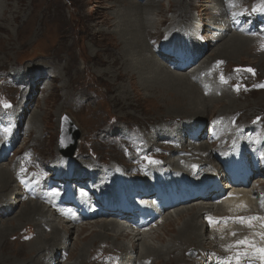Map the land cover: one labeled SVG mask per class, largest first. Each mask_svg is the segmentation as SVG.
I'll list each match as a JSON object with an SVG mask.
<instances>
[{
    "label": "bare ground",
    "instance_id": "bare-ground-1",
    "mask_svg": "<svg viewBox=\"0 0 264 264\" xmlns=\"http://www.w3.org/2000/svg\"><path fill=\"white\" fill-rule=\"evenodd\" d=\"M23 1L0 0V48H3L2 42L4 36L1 32L8 33L11 31L10 24L16 21L20 17L21 11H23L21 8ZM56 3L59 4V2ZM242 3L239 0H168V4L166 5L165 0H146L144 3L138 0L130 9H121L114 23L112 21L106 22L111 29L107 33H104V36L112 37L109 45L112 49H109V51L105 50L106 52L100 55V49L97 48L98 50H96L94 47L91 48L90 53L87 52L88 57H84L85 68L88 70L91 67L89 60L100 57L96 63L105 65L106 67L103 70L99 69L96 72L94 71L93 74L98 72L97 74H107L112 77L110 82L115 87V90H118L116 95L118 96V101L115 103L116 105L139 107V101L142 96H144L145 101L152 99L159 102V104H164L167 112L165 116L168 119L165 120L162 116L160 117L159 111L156 113L158 114L156 117L148 121L147 124L146 122L143 124L141 128L144 130L139 129L136 133L139 136H145V130L151 129V137L147 139L148 149L153 150L155 147H159L163 150H169L171 154L165 158V164L174 171L184 170L186 173H190L191 169L186 168L190 160L198 161L204 165L215 162L212 154L210 156L202 155L199 160H197V157L204 152L210 151L209 144L215 145L216 140L226 141L230 133L228 130H225L224 133L219 135L221 127L216 123L215 136L209 142H207L202 133L195 140L188 139V144L185 145V140L183 139L185 137L184 134H189L193 131L191 124L199 125L201 120L209 114L213 118L217 115L226 118L233 112L242 109H236L234 105L236 104V99L233 98L230 92L216 83L214 80L216 75L213 72L211 73L210 64L215 62L224 69L227 60L231 62L232 60L238 61V59H243V56L249 57L253 50H258L260 56L257 55L254 59H249L250 65H260L264 62V28H261L264 22H260L264 20V11H259L257 15L253 16L258 27V33L253 34L252 37L247 33H236L233 31V20L235 19L232 17V11L240 9ZM260 3L264 4V0ZM40 13L41 11H39ZM154 15L158 16L160 20L155 21ZM54 17L57 18L56 14ZM95 31L97 30L95 29ZM182 31L186 32V34L188 33L190 39L186 40L184 44L180 41L178 45L181 46V49L175 48L174 50L178 53L183 51L182 59L189 58L193 63L187 69L181 68V70H174L168 67V62H161L159 60V58L162 59L160 56L161 49L156 54L152 39L157 37L161 39L167 35L163 43L170 45L172 39L182 34ZM196 32H198L197 35H195ZM200 33L203 35V38H206L204 41L206 47L204 45L202 47L201 43L203 42H199L197 39ZM212 34L214 35L213 38H211ZM12 39L11 34H8V42ZM65 41L67 42V40ZM210 48H212V53L202 61L200 59L202 54ZM196 60L197 62H195ZM221 61L223 63H219ZM237 64L241 63L237 62ZM51 66H54V64ZM69 66L67 60L65 75H69L70 73ZM237 91L239 93V90ZM70 95L71 93L67 94V98ZM220 106L223 107L219 109L218 107ZM230 109H233V111H230ZM27 110L28 107L26 109L21 108L20 112L13 113L12 117L14 116L16 118L18 115H22L21 118L23 120V115ZM177 117H181V120L176 121ZM65 118L63 128L69 125V122ZM6 119L10 122L12 121L9 117H6ZM219 123L222 124L221 121ZM104 125L98 127L92 133L90 129L86 134V136L89 135L90 138L96 140V144H98L100 150L106 149L105 146L99 144V142L102 143L101 138H106L109 135L113 134L116 136L120 134L123 136L121 140H124V142L127 141L126 128L128 126L125 125L124 131H118L113 128L107 130L104 128ZM165 129L171 130L167 133L169 136L167 138L170 142L162 140L165 138L163 133ZM32 131H34V127L29 126L28 135ZM193 132L195 133V131ZM72 134L68 139L61 137L62 146L70 143V149L67 154H70L72 148L76 150L81 136L74 125ZM172 141L180 146L171 147ZM104 144L109 148L115 149V146L108 142ZM184 151L186 154L181 153ZM30 152L31 150L28 149L25 156H30ZM162 153L164 152L157 151L154 154L160 155ZM83 154L85 155L84 152ZM78 155L81 156L80 150L78 151ZM118 156L119 154L117 153L112 154V158ZM41 161L43 164L45 163V161ZM126 162L124 161L123 163ZM90 163H93V161H89ZM4 164L1 160L0 222L2 221L4 224L0 226V240L2 238H9L11 240L13 234H18L20 230L24 232L28 227L31 231L32 227H34L37 233L32 232L28 234V239L30 240L20 241V243L13 241L20 247L10 243L12 246H15L11 251H6L2 245V249H0V264H89V258L95 252L100 253L101 243H111V246L106 249L114 247L118 248L117 250L119 252H112L111 256L109 255L105 261L100 259L102 263L99 264H153L155 260L157 264H182L188 261H190L188 264H199L200 260H202L201 264H211L203 263V261L208 259L212 260V256L219 258L216 264H237L235 257L238 252L251 253L252 250L246 245L235 246L236 241L248 237L249 239L255 240L258 245L264 246V241H261V238L256 235L257 233L264 232V220H254L251 222L252 226L249 227L247 223H240L235 219L237 217L251 216L264 217V211L260 209L264 205V178L258 179L257 182L254 181L256 182L254 186L250 184V186H242L227 191L225 198H222L221 203L218 205H215L212 200L204 201L198 199L164 211L163 216L160 217L159 215L156 220H150V217H146L144 220L145 227L139 230L126 226V221H121L115 217L116 211L124 212L122 208H115L108 205L105 207L101 220H84L82 224L78 223L80 229H78L77 241L81 244V247L79 248V245L77 246L76 241V247L69 250L65 235L73 232L71 228L77 226V223L71 217H65L64 211H67V206L59 208L60 210L58 211H54L46 203L32 199L28 202L24 201V207L22 206V210L15 216L16 219H11L12 212L28 195L23 190L21 191L13 187L17 181V175L15 176V174L18 173L19 167L13 166L12 168L10 164ZM107 167L109 165H104L101 169L93 168L95 172L94 176L100 178L96 183L97 185L112 188L118 183V180L112 179L107 172H104ZM122 167L127 168V166ZM80 173L74 172V177H79ZM197 174H199V171H197ZM168 178H172V176L167 177L166 180ZM108 182L110 183L107 184ZM184 185H186L185 188H183ZM190 188H192L191 185L179 181L177 182L176 190L172 192L179 193L183 198L190 195V193L184 194ZM220 192L221 188H218L217 193ZM172 196L171 194L169 198ZM153 214H155L154 210L150 216ZM124 215L129 217L131 212H124ZM211 215H213L211 218L216 221L215 223H210L209 221L207 223V217ZM57 218H61L65 223L62 225L60 221L57 223ZM9 221L13 222V224L9 225ZM14 221H17V223H14ZM45 226L52 228L50 233L44 229ZM161 229H164L165 233L170 237L169 240L166 239V235L154 234ZM23 232L16 235L17 237L15 239L21 237ZM169 232L174 233L169 234ZM89 237L91 238L88 240ZM156 240L162 244H157ZM97 242V247L91 252V247ZM229 245L234 246L229 248ZM191 248H196L200 251L198 260L194 257L190 258L187 256L186 251H189ZM44 252L47 254L46 261H43ZM66 252L68 253L66 261L62 262L61 259H58V256L59 254L65 255ZM73 258H75V261L71 262L70 260ZM248 261L259 262L260 260L258 257L243 256L240 257L239 264H247Z\"/></svg>",
    "mask_w": 264,
    "mask_h": 264
},
{
    "label": "rangeland",
    "instance_id": "rangeland-1",
    "mask_svg": "<svg viewBox=\"0 0 264 264\" xmlns=\"http://www.w3.org/2000/svg\"><path fill=\"white\" fill-rule=\"evenodd\" d=\"M136 1L138 2V0H51V2L50 0H24L21 5L23 11H21L20 17L10 24L11 31L8 33L1 32V34L4 35L2 42L3 48H0V117L3 119L1 124H7L8 120L5 119V117H9L12 121H8L6 129L15 131V139L17 140L15 142L16 145L11 144L14 148L11 149L10 155L2 161L5 163L4 165L10 164L12 168L13 166L19 167L18 173L15 174V176H19L16 177L17 181L13 185L14 188H18V190L21 191L23 190L18 183V179L23 174H28L29 176L40 175L42 177H50L52 174L49 167L59 158L60 150H64L65 153H68L70 143L67 142L68 144H64V146L61 145L63 121L66 116L70 118L74 126L81 134L76 148L77 151L74 154V163L76 166L85 170H87L90 166L93 168H103L104 165H109L108 168L113 169L114 166L120 164V166H127V168H131L133 170L136 167L140 168V164L136 162L137 160L130 155V152H133L134 148L136 149V144L132 141V139L126 143L124 140H121L123 139V136L120 134L116 136L113 134V136L109 135L106 138H101L102 143L99 142V144L105 146L106 149L100 150L98 144H96V140L90 138L89 135L86 136L87 131L91 129L92 133L95 129L102 127V125L105 124L104 128L107 130L113 128L118 131H124L126 125L128 126L126 131L136 133V131L142 129L141 127L145 122L147 124L148 121H151L152 118L156 117L158 115L156 113L159 111L160 117L162 116L165 120L168 119L167 116H165L167 112L164 104H159V102L152 99L145 101L143 98L144 96H142L141 98L139 97V107H126L123 105L120 106V104L116 105L115 103L118 101V96H116L118 90L116 91L115 87H113L110 82L112 77L107 74H97L98 72L93 74L94 71L96 72L99 69L103 70L106 67L105 65H99L96 63L100 57L89 60L91 65L89 70L85 68L84 60V57L87 56V52H91V48L95 47L96 50L100 49V55H103L104 52L112 49L109 46L112 37L104 36V33H107V31L111 29L109 24L106 22L112 21L114 23L120 14V10L130 9L137 3ZM141 1H143V3L146 2V0ZM239 1L243 2V7H246L247 5L250 6L251 3H260L262 0ZM56 2H59V4ZM165 4H168V0H165ZM39 11H41L40 14ZM55 14L57 18L54 17ZM154 18L155 21L160 20V18L156 15H154ZM261 28H264V24ZM95 29L98 32L95 31ZM181 33L183 35L190 36L188 33L186 34V32L182 31ZM197 33L198 32H196L195 35H197ZM8 34H11L13 38L10 42L7 40ZM213 37L214 35L212 34L211 38ZM250 37H252V35ZM166 38L167 35L161 39H158V37L152 39L156 54L158 43L162 45ZM197 38L203 42L201 43V46L204 45L206 47V43L204 42L206 38H203L201 33L199 34V37L197 36ZM65 40H67V42ZM5 41L7 42L5 43ZM211 53L212 48L209 50L207 49L206 52L202 54L200 59L202 61L205 60V58H207ZM257 55L260 56L258 50H253L249 57L243 56V59H238V61L232 60L231 62L227 60L224 65V69L215 62L210 64L211 68L215 69V71H212L211 69V73L213 72L216 75V78H221V75H223V77H226L227 79L229 77L230 80H233L231 81V85H224L223 87L222 85L227 81V79H220V86L230 92L233 98L236 99V104H234L236 106L235 108H242L232 114H240L239 119L245 122L252 120L256 122L259 121V119L264 120V87H256L259 83L264 85V62L263 64L259 63L260 65H250L249 63V59H254ZM67 60L68 66L70 64L69 75H65ZM159 60L164 62L160 58ZM47 61H50V63ZM237 62L241 64H237ZM53 64L54 66H51ZM248 68L254 69V73L246 71ZM237 69H240V71H237ZM237 85L240 86L238 89L239 93L237 91ZM70 93V97L67 98L66 95ZM4 103L11 104V107L4 108ZM27 107L28 110L24 113L23 120L21 118L22 115H18L16 118H14V116L12 117L13 113H18L21 108L26 109ZM222 107L223 106H220L218 108L220 109ZM230 111H233V109H230ZM99 113L101 114L99 115ZM180 118L181 117H177L176 121H180ZM212 118L211 114L206 115L201 120L200 124L203 122L205 127V122L211 120ZM240 120L238 121L239 123H241ZM29 126L34 127V131H32L30 135L27 133ZM151 131V129L145 130V137L147 139H150ZM170 131L171 130L169 129H165L163 131L165 135V138L162 139L163 141L170 142L167 138L169 137L167 133ZM186 135L187 134H184L185 137L183 138L185 140V145H187L189 141V135ZM66 139H68V137H66ZM1 142L3 143V140ZM106 142L114 145L115 149L106 146L104 144ZM28 149L31 150V155L25 156ZM79 150L81 152V156H77ZM148 150H150V153L152 154L157 151H167V153L160 154L158 158L162 163L165 162V158L167 157L169 151L163 150L159 147H155L153 150ZM114 152L119 154V156L112 158V154H115ZM181 153L186 154L185 151ZM68 157L71 159L70 156ZM155 157L157 158V156ZM41 160L45 161V163L43 164ZM156 160L157 159H153L152 161ZM89 161H93V163L89 164ZM124 161L127 162L123 163ZM108 168H106L104 172H107L112 179L118 180L119 178L114 177ZM22 169H24V171H22ZM138 172L139 171H137V173ZM97 179L99 180L100 178L98 177ZM257 180L258 179H254L256 182ZM249 182H251V180ZM256 182H252L251 186L256 185ZM109 183L110 182L107 184ZM30 200L32 199L25 197L19 205L16 204L17 207L11 215L12 220L16 219L15 216H17L24 207V201L28 202ZM102 218L103 217L101 215H96L93 219H87L86 221H97ZM57 219V223L59 221L62 222L61 225L65 223L61 220V218ZM15 222L17 223V221H14V223ZM83 222L84 221L80 224ZM1 224H4V222L1 221L0 226H2ZM8 224L12 225L13 222L9 221ZM76 225L77 226H74L75 228H71L73 232H70L69 234L66 233L67 235H65L68 241L69 250L76 247L75 243L78 238V229H80L79 224L77 223ZM44 229L50 233L52 228L45 226ZM20 232H23V230H20L18 234ZM32 232L37 233L34 227H32V231L28 227V229L24 230L22 236L18 239H15L18 234H13L11 236V240L9 238H2L0 240V249H2V245L6 251H11L15 246L20 247L13 241L20 243V241L30 240L28 239V234H31ZM173 233L174 232H169V234ZM154 234L166 235V239H170L164 229H161ZM90 238L91 237H89L88 240ZM156 242L159 245L162 244L158 240H156ZM10 243L15 244V246H12ZM96 244L98 245V242L93 245L94 247H91V252L95 247H97ZM78 245L80 248L81 244L77 241V246ZM109 246H111V243H101V249H99L100 253L95 252V254L89 258V264L102 263V261H105L109 255L111 256L112 252H119V250H117L118 248L114 247L106 249ZM193 252L195 253L194 256H192ZM186 254L190 258L194 257L198 260V254H200V251L196 248H191L189 251H186ZM29 255H31V253H29ZM67 256V252L65 255L59 254L58 259H61L62 262L66 261ZM46 258L47 254L44 252L43 261H46ZM217 259L219 258L212 256V260H204L203 263L206 262L216 264ZM70 261L74 262L75 258ZM201 261L202 260H200L199 264H201ZM155 262L156 260L153 264H157ZM188 262L190 263V261ZM188 262L185 263L188 264ZM185 263L183 262L182 264Z\"/></svg>",
    "mask_w": 264,
    "mask_h": 264
},
{
    "label": "snow or ice",
    "instance_id": "snow-or-ice-1",
    "mask_svg": "<svg viewBox=\"0 0 264 264\" xmlns=\"http://www.w3.org/2000/svg\"><path fill=\"white\" fill-rule=\"evenodd\" d=\"M219 63H223L222 61ZM237 71H240V69H237ZM246 71L249 72H253L254 73V69L248 68L246 69ZM221 79L223 80L224 77L223 75H221ZM237 90L239 89V85L236 86ZM256 87H264V85H256ZM4 108H10L11 104L9 103H4L3 104ZM67 119V118H65ZM259 119V118H258ZM5 131L7 132L8 129H5ZM147 159V158H146ZM152 162V161H150ZM158 163V161H157ZM22 171H24V169H22ZM236 220H238L240 223H247L249 225V227L252 226L251 222L254 220H264V217H260V216H251V217H237L235 218ZM209 222L210 223H215L216 221L213 220V218L209 217ZM233 235H235V233H233ZM256 235H258L261 238V241H264V232H260L257 233ZM239 245H246L249 249H251V253L249 252H238L236 254V259H237V264H239V259L240 257L243 256H251V257H258L259 260L262 262V264H264V246L258 245L255 240L249 239L248 237H245L244 239L238 240L235 242V246H239ZM234 245H229L228 247L231 248ZM251 264V261H250Z\"/></svg>",
    "mask_w": 264,
    "mask_h": 264
},
{
    "label": "water",
    "instance_id": "water-1",
    "mask_svg": "<svg viewBox=\"0 0 264 264\" xmlns=\"http://www.w3.org/2000/svg\"><path fill=\"white\" fill-rule=\"evenodd\" d=\"M66 121H68L69 122V125H68V127H64L63 128V136H62V138L64 137L65 139H66V137H70L71 135H73L72 134V129H73V122L71 121V120H69V118L67 117V119H66ZM70 123L72 124L71 126H70ZM70 126V127H69ZM75 150H74V148H72V150H71V152H70V154H67V153H65L64 152V150L63 151H61L62 152V154L63 155H67V156H73L74 155V152Z\"/></svg>",
    "mask_w": 264,
    "mask_h": 264
}]
</instances>
